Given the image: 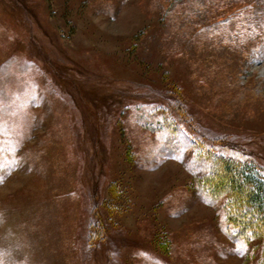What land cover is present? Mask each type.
Masks as SVG:
<instances>
[{"label": "rangeland", "instance_id": "374dc122", "mask_svg": "<svg viewBox=\"0 0 264 264\" xmlns=\"http://www.w3.org/2000/svg\"><path fill=\"white\" fill-rule=\"evenodd\" d=\"M214 141L264 170V0H0V264H264Z\"/></svg>", "mask_w": 264, "mask_h": 264}, {"label": "trees", "instance_id": "16d2710c", "mask_svg": "<svg viewBox=\"0 0 264 264\" xmlns=\"http://www.w3.org/2000/svg\"><path fill=\"white\" fill-rule=\"evenodd\" d=\"M214 142L215 145L222 147L225 153L241 156L236 160H221L224 173L219 179L222 183L226 181L229 198L238 202L240 208L245 211L244 216L249 217L253 223L262 224L264 228V170L252 157L247 155L248 151L245 146L231 142ZM241 216L237 213L235 220H239ZM102 230L105 231L104 225Z\"/></svg>", "mask_w": 264, "mask_h": 264}]
</instances>
